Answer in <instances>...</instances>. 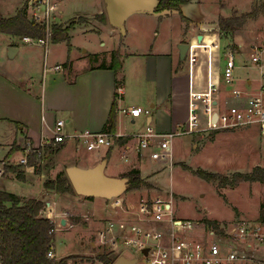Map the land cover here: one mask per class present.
Masks as SVG:
<instances>
[{
  "label": "crops",
  "instance_id": "obj_1",
  "mask_svg": "<svg viewBox=\"0 0 264 264\" xmlns=\"http://www.w3.org/2000/svg\"><path fill=\"white\" fill-rule=\"evenodd\" d=\"M3 1L4 8L0 6V20L13 17L18 12H21L25 0ZM96 1L99 10L102 8L100 4L102 0ZM69 4L70 0H62L63 20H66V15H70ZM85 10L90 11V8L86 7ZM78 17H84L89 20V18L94 16L85 14L84 16ZM169 18L170 16L165 12L158 14L155 11H137L126 17L125 26L131 32L137 33L138 27L140 26H137L134 22L138 20L143 23L142 26L146 29V32L151 33L152 29L159 28V35L160 29L169 25ZM112 30L114 31L115 28H112ZM194 30V27L189 29L185 25H182V30L176 32L174 38L167 42L155 38L148 39L143 44H140L138 41L125 44L123 36L119 37L120 39L116 43L117 46L113 47L110 51L111 53L113 50L118 49L120 57H124V60L120 58V67L117 69L110 68V54L104 56L102 51L94 50L89 43L85 45V49L82 52H77V46L74 42L71 43V39L73 38L71 36L70 48L67 46V55L64 58L58 59L54 56L55 52L49 48V45L45 49L36 42H28L23 40L22 37L0 32L3 51L0 57V160L19 157L22 148L27 143L39 147L43 141H47L52 137L55 123L60 119L65 122L63 133L70 138L55 151V156H58L61 150L69 146V139L83 143L77 135L87 130L95 133L109 130L116 134L128 136L143 132L148 124L158 133L171 132L179 126L184 125L189 115V89L191 79L194 81V74L198 76V88L204 87L207 79L206 52L196 49V58L192 65L194 66L192 78L190 75V63L187 62L186 71L183 66L184 60H181L179 57L178 45L185 42L184 38L190 35L187 42L189 43L199 35L192 34ZM255 38L251 35H235L232 41L234 49L241 56L247 55L251 51V46L256 43ZM55 45L57 44L55 43ZM10 49H15V52L11 55L9 54ZM55 65H61L62 70L57 71L52 69ZM222 81H220L219 92L214 96L219 108H224L230 104L228 103L229 100L220 102L217 98L221 93ZM244 82H247V89L245 88V91H255L259 86V77L255 79L245 77ZM211 85L214 88L216 86V84H213V76ZM123 86L126 91L129 89V91L135 92L131 103L124 98ZM117 87L122 88L121 96H118L116 92ZM128 106L141 107L144 112L139 117L133 118L123 114L121 111V109ZM110 113H112L114 120L113 130H110L108 123ZM142 117V123L137 126V123H139ZM234 133L235 129L223 130L221 132L214 131L210 135V139L205 140H203L204 133L192 134L193 138L184 142V159L192 155L194 157L199 156L203 152L207 154V158H211L212 154L209 151L214 147L216 152L213 155L217 157L219 161L218 165L222 166L230 163L242 164L244 160L236 154L237 148L232 150L221 149L225 141L224 136ZM194 137H196V142L194 141ZM173 141L174 139L171 142L170 161L167 159L153 160L150 156L149 149L144 150L142 154H132L129 161H124L121 159L118 149H107L103 148V146L94 149L95 153L90 158L84 156L77 157V155L71 154L65 157V160L62 162L57 163L56 159L50 153L46 156V161L52 170L51 174L53 175V179L63 169H66V167L77 166L80 168H90L103 159L107 160L105 173L109 176L122 177L127 172L137 169L140 171L144 186L139 189L124 192L126 194L123 193L118 197L122 201V205L114 206L124 207L125 205L126 209L124 211L126 213H134L137 205L134 201L140 202L141 199H152L161 196L157 193L160 190L161 194L168 195L170 193L172 195L171 208L174 213L173 196L176 193L172 190L174 186V175L172 171H189L184 166L190 167L193 170L199 169L200 167L195 169L186 164L184 160L174 161L177 147ZM246 143L248 145L247 149H250L251 140L249 138L246 139ZM83 145L85 144L83 143ZM12 150L14 151L13 154H11ZM121 161L125 163V166L120 167L118 165V162ZM249 161L251 162V169L255 166L264 167V162L259 161V158L256 156L249 157ZM160 171H170L169 190L161 188L154 181ZM26 172L27 176L22 171L25 180H19L16 172H13L16 174L15 178H11L13 176L12 172H10V178L0 177V179L4 180V183L0 185V190L11 192L24 198H32V194L36 192L41 193L42 190L52 191V189L45 187L43 177H41L43 176L42 173L36 177L37 174L35 175V171ZM14 182L25 184L29 187V192L22 194L13 192L8 187H11V184ZM166 198L169 197L167 196ZM96 199L97 197L87 198L82 202L79 199L75 201L68 199V202L72 208L78 207L81 203L89 202L91 204L90 206H92L89 211L95 214L94 207L108 206V201H114L113 198H101L106 200L102 202L96 201ZM57 203L52 202V208H49V211L50 209L54 211L55 214L53 213V215L55 216L57 213ZM63 203L65 204L66 202ZM234 209L237 213V217L235 218H233L234 216L218 218L208 216V214L204 213L202 215L194 214L193 219L198 223H203L202 221L204 219L216 220L218 223H229L235 219H240L238 217L240 216V211L236 206ZM107 219L104 220L107 221ZM250 219L257 220L259 219V215ZM166 221L169 224L168 220ZM162 222L164 220L159 221V223ZM119 230L122 231L121 228ZM145 230L162 232L161 244L164 246L170 244V235L172 233L170 226L167 232L158 227L146 228ZM120 231L114 234L123 235ZM183 232L185 230L177 233V237L181 240L189 242L205 241L204 233L200 227L188 230L186 232L187 234ZM262 247L264 246L260 248ZM260 254L264 257L263 251Z\"/></svg>",
  "mask_w": 264,
  "mask_h": 264
},
{
  "label": "rangeland",
  "instance_id": "obj_2",
  "mask_svg": "<svg viewBox=\"0 0 264 264\" xmlns=\"http://www.w3.org/2000/svg\"><path fill=\"white\" fill-rule=\"evenodd\" d=\"M188 1V3L180 5V11H164L166 14H168V16H170L169 25L161 28L159 35V28L156 27L152 29L151 33L146 32V29L142 26L143 23L138 20L134 22V24L140 26L138 27L137 33L131 32L130 29L125 26L126 32L122 34L118 28L108 23L104 0L100 2L102 8L99 10L96 0H70V15H66V20H64L61 28L68 29L69 36H71V38L73 37L71 39V43L74 42V44L77 46V52H82V50L85 49V45L89 43V45L93 47L94 50L102 51L104 56L109 54L111 56L110 51L111 49H113V47L117 46L116 43L121 36H123V41L125 44L132 41H138L140 44H143L146 40L155 38L167 42L170 39L174 38L176 32L182 30V25H185L189 29L194 27L195 30L192 34H203L204 38H202L199 43L196 39L192 40V60L194 61V59L196 58V49L202 47L203 51L205 52L204 49L207 48V50H209L211 70L213 72V60L215 57L213 50H215V43H217V38L215 36H219V74L221 75L225 66L227 49H234L232 41L235 35H251L253 37H256L255 44H259L264 40V0ZM0 6H4L3 0H0ZM86 7H89L90 11H86ZM180 12L191 22H184L183 24L180 18ZM155 13L160 14L159 12ZM246 13H249L247 17L245 19H241V17ZM85 14H90V16L94 17L89 18V20L84 17H78L84 16ZM220 17H225L227 19L237 18V20H235V22L234 20H232L231 28L222 29L218 23ZM102 18L104 20H102ZM112 28H115V30L113 31ZM189 37L190 35L184 38L185 42H188ZM1 42L2 38L0 37V57L3 52ZM56 44L57 45H55V43H53V40L51 39L49 48L55 52L54 56L56 58H64V56L67 55V42H57ZM234 58L237 66L234 71V81L232 84H229L224 80L222 81L220 88L221 93L217 96L220 102L223 100H229L228 103H232V91L234 89L244 90L247 87V82H244L245 77H250L252 79L259 77L258 71L252 68L251 63L248 60L249 53L247 55L241 56L239 52L234 49ZM121 59L124 60V57H122ZM187 62L188 59H185L183 61V66L186 71ZM216 82L217 77L214 75L213 84L215 85ZM123 88L124 98H126L128 102L131 103V99L135 96V92L131 90L129 91V89L126 91L124 86ZM142 121L143 117L140 119L139 123H137V126L140 125ZM221 131L223 130H220L218 132ZM211 134L212 132H205L203 140L210 139ZM224 137L225 141L222 144L221 149L232 150L234 148H237L238 150H236V154L244 160L242 164L230 163L222 166L218 165L219 161L217 160V157H214L213 155L216 152L214 150V147L211 151H209L212 154L211 158H207V154L203 152V154L199 156L194 157V155H192L184 159V142L191 140L193 138L192 134H183L174 138L173 143L177 147V153H175L176 155L173 160H184L186 164L192 166L195 169L200 167L199 169L207 172L219 173L228 176L235 172H250L252 169L250 167L251 162L249 161V157L251 156H256L259 158V161H262V163L264 162V137L260 135L257 123H252L248 126L237 128L235 129L234 134H226ZM247 138L251 140L250 149H247ZM194 141H197L196 137H194ZM68 144L69 146L66 149L61 150L58 156H55L54 154L56 153L55 151L57 149L51 152V155L56 159L57 163L62 162L63 160H65V157L71 154H75L77 155V157L84 156L90 158L91 155L95 153V150H87L85 145H83V143H81L80 141H71V139H69ZM250 154L252 155L250 156ZM246 159L247 161H245ZM118 165L120 167H123L125 166V163L121 161L118 162ZM19 170L24 171L25 176H27V172L24 169H17V171ZM33 171H35V175L37 174L36 177L40 173L43 174V176L41 177H43L44 185L48 183L49 180L54 181L56 179H53V175L51 174L52 170L50 169V165L46 160L39 162L38 165L35 166ZM62 172L65 173V169H63ZM172 173L174 175V186L172 187V190L176 193V196H173L175 206L173 217L175 218H181L182 220L186 221L189 220L193 224L196 222L193 219L194 214L202 215L206 213L208 214V216L212 217L219 218L234 216L233 218H235L237 217L236 210L234 209L235 206L240 211V216H238L240 217L239 220L245 219L250 220L248 222H255L260 221L261 215L264 216L263 183L242 182L239 183L236 187L225 186V188L219 187L216 183L207 182L193 175L189 171H172ZM9 175L10 172H8L7 175L4 176V178H10ZM15 175L16 174L13 173V176L11 178H15ZM169 175L170 171H160L156 175L154 181L157 182L156 184L161 188H166V190H169ZM2 183H4V180L0 179V185ZM11 185L13 187L11 186L8 188H11V190L17 194L29 192V187L25 184L14 182ZM157 193L161 196H168L169 198H172V195L170 193H168V195L161 194L160 190H158ZM32 198L40 199L44 203L43 209H45L46 207V213L42 212V214L44 213V215H47L49 219L55 221L54 231L52 233V245L54 247L53 251L56 253V257L54 259L55 261H58L64 258L66 259V264H104L103 262L98 260L99 255H106L107 257H109L112 260L111 264L117 259L118 256L121 255H124L128 258H136L138 260L137 264H145L143 253L138 249L137 246H125L121 241L118 244V249H113L108 242L102 243L100 241L98 233L103 230L110 222L114 224V233L120 231L119 229L121 228L122 231H120V233H122L124 236L130 237L135 236V232L131 230L132 225L139 226L142 229L158 227L165 232L169 230L170 226L166 221L168 217L164 218V222L162 223L138 221L136 213L138 211L137 208L139 201H134L137 203L134 213H126V211H124L126 209L125 205L124 207H115L113 205V200H110L108 201V206L103 205L102 207H94L93 210L95 214H93L92 211H89L90 207H92L90 206L91 204L89 202H83L84 204L81 203L76 208L70 207L71 204L68 202V199H71L72 201L79 199L81 202L87 199L84 196L76 194L74 191L58 193L56 189H52V191L42 190L41 193L36 192L32 194ZM96 201L102 202L106 200L97 198ZM52 202H58L56 205V216L53 215V210L50 209L51 213L49 211V208H52ZM63 202L66 203L64 204ZM87 203L89 204V206ZM64 207L69 209H65ZM65 212L67 214H64ZM258 215L259 219H250L255 218ZM106 218H108L107 221L104 220ZM61 219H64V224L61 223ZM224 224L226 223H218V226L221 227ZM100 228L103 229L100 230ZM187 231L188 230H185V232L183 233H186ZM210 240H212L211 237ZM213 240L223 244L231 243L229 239L225 238L223 235H221V233L218 232L215 233V237L213 238ZM258 247V253L260 256H262L260 253L261 251L264 252V247Z\"/></svg>",
  "mask_w": 264,
  "mask_h": 264
},
{
  "label": "built area",
  "instance_id": "obj_3",
  "mask_svg": "<svg viewBox=\"0 0 264 264\" xmlns=\"http://www.w3.org/2000/svg\"><path fill=\"white\" fill-rule=\"evenodd\" d=\"M62 0H25L22 7V14L29 21L41 26L44 30L42 37L33 38L22 37L28 42H36L45 49L52 39L55 25H62ZM203 35V34H202ZM214 35V34H211ZM204 36V35H203ZM213 53V72L211 70V59L209 50L205 48L207 66L206 83L202 88L197 87V75L194 74V81L190 82L189 89V115L187 122L179 126L174 131L158 133L149 124L145 130L132 135H121L109 130L102 132L84 131L77 135L86 148L89 150L98 149L103 146L107 149H118L121 159L129 161L132 154H142L144 150H150L153 160H171V142L179 135L200 134L220 130H232L252 123H257L259 133L264 137V40L259 44H253L249 53V61L252 68L259 73V86L255 91H245L234 89L233 100L228 106L219 108L214 96L219 92L220 81L232 84L234 81V71L236 66L234 49L228 48L225 58V66L222 75L219 74L220 58V38ZM194 39L197 40V37ZM198 41V40H197ZM200 41H198L199 43ZM190 48L186 59L191 65V78L194 66L192 60V40L189 42ZM203 50L202 47L198 48ZM52 69L62 70L61 65H55ZM217 77L215 88L212 87V76ZM118 96L122 95V88L117 87ZM122 113L133 118L139 117L144 110L141 107H125ZM146 112V111H145ZM217 118L213 121V114ZM64 120H57L53 129L52 137L43 141L39 147L27 143L22 148L21 154L17 158L0 160V177L7 175L6 167L19 166L25 171L34 170L39 162L46 160V156L55 149L63 145L69 136L63 133ZM30 157L35 163L29 164ZM113 205H122V201L115 198ZM46 208V207H45ZM136 213L140 222H159L168 217L170 229V244L164 246L160 240L163 233L155 230H145L141 227L131 226L135 236L115 235L113 224L109 223L98 235L102 243L108 242L113 249H118V244L122 241L125 246H137L139 250L148 249L143 255L145 264H264V257L258 253V246H264V221L248 222L236 219L232 222L219 226L221 235L231 241L230 244L214 241L215 233L213 227H206L204 223L176 219L173 217L171 208V198L158 196L152 199H141ZM54 212V211H53ZM46 213V210H45ZM55 214V213H54ZM64 214H67L66 212ZM48 217L47 215H45ZM51 220V219H50ZM53 223L54 221L51 220ZM200 227L204 233V242H189L177 237V233L184 230H191ZM210 237L212 240H210ZM156 240V242H152ZM51 250L47 253V258L54 259L56 253ZM138 262V260H137ZM137 264V263H136Z\"/></svg>",
  "mask_w": 264,
  "mask_h": 264
},
{
  "label": "trees",
  "instance_id": "obj_4",
  "mask_svg": "<svg viewBox=\"0 0 264 264\" xmlns=\"http://www.w3.org/2000/svg\"><path fill=\"white\" fill-rule=\"evenodd\" d=\"M188 0H159L155 12L179 10L180 5L188 3ZM249 13L244 14L241 19H245ZM180 17L183 22L190 23L181 12ZM84 19V18H82ZM102 20H104L102 18ZM232 20L237 18L220 17L219 26L222 29H228L232 26ZM0 32L13 34L19 37L39 38L44 34L41 26L26 19L21 12L15 16L0 20ZM53 43L67 42L70 48V36L68 29L61 28V25H55L52 33ZM234 47V45H233ZM119 50L111 52L112 69L120 67ZM110 130L114 129L113 115L110 113L108 119ZM14 151H11L13 154ZM10 154V155H11ZM32 157L29 164H34ZM8 172H16L19 180L24 179L22 171H17L19 166L6 167ZM193 175L207 181L216 183L219 187H235L242 182H259L264 184V167L255 166L250 172H235L231 175L207 172L202 169L193 170L185 166ZM122 177L128 179L125 192L139 189L144 184L141 179L140 171L133 169ZM48 189H56L58 193L74 191L66 173L61 172L54 181L49 180L45 184ZM92 197H89V199ZM44 203L38 198H24L14 193L0 190V264H66V259L58 261L47 258V253L52 248L54 223L44 215ZM42 212H44L42 214ZM260 221H264V216H260ZM206 226L213 227L218 233L219 229L216 220L204 219L202 221ZM98 260L104 264H111L112 260L106 255L98 257Z\"/></svg>",
  "mask_w": 264,
  "mask_h": 264
},
{
  "label": "water",
  "instance_id": "obj_5",
  "mask_svg": "<svg viewBox=\"0 0 264 264\" xmlns=\"http://www.w3.org/2000/svg\"><path fill=\"white\" fill-rule=\"evenodd\" d=\"M159 0H104L105 12L107 19L112 26L117 27L121 33L125 32L126 17L137 11H156ZM202 34L197 36V40L201 41ZM190 48L189 43L182 42L178 45L179 57L181 60L186 59L187 52ZM15 52L10 49L9 54ZM217 118V114H213V121ZM107 160L103 159L90 168H80L77 166L66 167L65 173L74 190V192L84 197H97L104 199L118 198L127 188L128 179L125 177H113L105 173ZM65 223L64 219L61 221ZM152 242H156L153 240ZM148 249H143V255L147 254ZM136 258H128L124 255L118 256L112 264H136Z\"/></svg>",
  "mask_w": 264,
  "mask_h": 264
}]
</instances>
